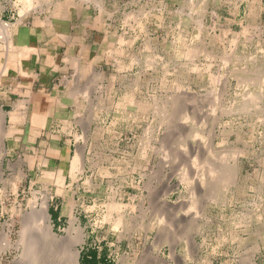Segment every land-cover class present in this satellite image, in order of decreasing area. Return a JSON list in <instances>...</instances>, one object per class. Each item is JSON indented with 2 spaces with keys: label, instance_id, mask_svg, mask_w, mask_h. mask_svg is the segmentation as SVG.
I'll return each mask as SVG.
<instances>
[{
  "label": "rangeland",
  "instance_id": "1",
  "mask_svg": "<svg viewBox=\"0 0 264 264\" xmlns=\"http://www.w3.org/2000/svg\"><path fill=\"white\" fill-rule=\"evenodd\" d=\"M102 1L109 50L80 90L81 175L32 171L34 156L5 155L0 140L2 224L47 197L55 233L84 230L79 264L92 252L97 264H264V0ZM113 202L134 226L123 236L104 220Z\"/></svg>",
  "mask_w": 264,
  "mask_h": 264
},
{
  "label": "crops",
  "instance_id": "2",
  "mask_svg": "<svg viewBox=\"0 0 264 264\" xmlns=\"http://www.w3.org/2000/svg\"><path fill=\"white\" fill-rule=\"evenodd\" d=\"M73 3L66 17L51 16L47 5L25 16L16 6H0V19L17 24L11 32V49L0 48V136L4 154L34 156L32 171L62 174L66 183L72 177L71 159L77 153L73 141L85 134L80 124L85 99L77 93L108 57L112 23L105 5L103 9L94 1ZM47 18L51 20L49 25ZM71 181L75 182L74 178ZM48 187L52 188L49 182Z\"/></svg>",
  "mask_w": 264,
  "mask_h": 264
},
{
  "label": "bare ground",
  "instance_id": "3",
  "mask_svg": "<svg viewBox=\"0 0 264 264\" xmlns=\"http://www.w3.org/2000/svg\"><path fill=\"white\" fill-rule=\"evenodd\" d=\"M75 0H65V1H61V0H16L14 1V6H17L19 8L18 13L21 14V16H25L27 14H29L31 11L34 10H43L44 6L47 5L48 6V10L50 11V15L53 17H66V13L67 10L69 8L70 5H73ZM82 1H94L96 3V5H98L99 7L103 8L104 6V2L102 0H82ZM199 1V0H198ZM206 1V0H204ZM136 2V1H135ZM147 2V1H146ZM145 2V4H146ZM190 2V1H189ZM80 5L81 2H79ZM83 3V2H82ZM187 3V2H186ZM192 3V2H191ZM206 3V2H205ZM78 4V3H77ZM136 4V3H135ZM193 4V3H192ZM196 5V3H195ZM195 5H193L194 8ZM203 5V4H202ZM200 4V6H202ZM206 5V4H205ZM204 5V6H205ZM208 5V4H207ZM77 5H75L76 7ZM84 6V5H83ZM82 6V7H83ZM86 6V5H85ZM165 6V5H164ZM198 6V3H197ZM199 6V7H200ZM166 7V6H165ZM192 7V8H193ZM3 8V6H2ZM142 8V7H140ZM207 8V7H206ZM105 9V8H103ZM119 9V8H118ZM199 9V8H198ZM101 10V9H100ZM191 10V9H190ZM81 11V10H80ZM143 11V10H142ZM194 11V10H193ZM205 11V10H204ZM202 11L201 8V12ZM139 12V11H138ZM170 12V11H169ZM176 12V11H175ZM190 12V11H189ZM192 12V11H191ZM197 12V11H196ZM200 12V13H201ZM183 13V12H182ZM205 13V12H204ZM19 14V15H20ZM116 14V12H115ZM119 14V13H118ZM143 14V13H142ZM172 14V13H171ZM202 14V13H201ZM68 16V15H67ZM171 16V15H170ZM189 16V15H188ZM201 16V15H200ZM199 16V17H200ZM204 17V16H203ZM122 18V17H121ZM169 18V17H168ZM48 19V25L51 24L50 23V19ZM46 19V21H47ZM55 19V18H54ZM190 19V18H189ZM197 19V18H196ZM20 20V19H18ZM118 20V19H117ZM187 20V19H186ZM201 20V19H200ZM119 21V20H118ZM132 21V20H131ZM182 21V20H181ZM21 22V21H20ZM19 22V24H20ZM136 22V21H135ZM187 22V21H186ZM197 22V21H196ZM45 23V22H43ZM119 23V22H118ZM125 23V22H124ZM140 23V22H139ZM185 24V23H183ZM203 24V23H202ZM17 24H12L10 22H5L2 21L0 19V39H2L1 43H4V45H2L0 43V48H10L12 47V28L13 26H16ZM135 25V24H134ZM140 25L143 27V24L140 23ZM179 25V24H178ZM187 26V25H186ZM201 26V25H200ZM204 27V26H203ZM131 28V27H130ZM207 28V27H206ZM133 29V28H132ZM142 29V28H141ZM134 30V29H133ZM140 31V30H139ZM180 31V30H179ZM184 32V31H183ZM181 33V32H179ZM141 34V33H140ZM182 34V33H181ZM208 34V33H207ZM131 36V35H130ZM197 37V36H196ZM117 38V37H115ZM123 38V37H122ZM130 38V37H129ZM181 38V36H180ZM183 38V37H182ZM147 39V38H146ZM200 39V38H199ZM132 40L133 37H132ZM151 40V39H150ZM184 40V38H183ZM204 40V39H203ZM149 41V40H148ZM118 42V41H117ZM127 42V41H125ZM205 42V41H204ZM119 43V42H118ZM182 43V42H181ZM123 44L122 41L119 45ZM205 44V43H204ZM118 45V46H119ZM147 45H149L147 43ZM152 45V44H151ZM123 47V46H122ZM149 47V46H147ZM190 46H188L189 48ZM201 47V46H200ZM206 47V46H205ZM155 48V47H154ZM199 50L200 48L197 47ZM111 49V48H110ZM191 49H189L190 51ZM193 50V49H192ZM196 51H198L195 48ZM190 51L189 55H193L196 53V51ZM206 51V50H205ZM204 53V51H202ZM208 51H206L207 53ZM210 52V51H209ZM154 53H152L153 55ZM200 54V53H199ZM202 54V53H201ZM210 54V53H209ZM198 55V54H197ZM196 55V56H197ZM204 55V54H202ZM149 56V55H148ZM151 56V55H150ZM210 56V55H209ZM138 57V56H137ZM156 57V55L154 56ZM153 57V59H154ZM192 57V56H191ZM200 57V56H199ZM162 58V57H161ZM194 56H193V60H194ZM68 59V58H67ZM147 59V58H146ZM125 60V59H124ZM129 60V59H127ZM171 60V59H170ZM192 60V59H191ZM77 61V60H75ZM121 62V61H120ZM169 62V61H168ZM193 62V61H192ZM128 63V62H127ZM146 63V62H145ZM121 64H123L121 62ZM184 64V63H183ZM192 64V63H191ZM209 64L208 63V68H209ZM126 65V64H125ZM145 65V64H144ZM167 65V63H166ZM169 65V64H168ZM3 66V65H1ZM5 66V64H4ZM115 66V64H114ZM138 66V65H137ZM146 66V65H145ZM152 66V65H151ZM7 67V66H5ZM78 67V66H77ZM163 67V65H162ZM169 67V66H168ZM197 67V66H196ZM132 68V66H131ZM130 68V69H131ZM147 68V67H146ZM165 68V67H164ZM185 68V65H184ZM192 68V67H191ZM163 69V68H162ZM161 69V70H162ZM175 69V68H174ZM193 69V68H192ZM196 69V68H194ZM199 69V67H198ZM197 69V70H198ZM202 69V67H201ZM2 70V69H1ZM121 70V69H120ZM207 70V69H205ZM4 73V70H2ZM189 71V70H188ZM201 71V70H200ZM167 72V71H166ZM169 72V71H168ZM167 72V74H168ZM187 72V71H186ZM192 72V70H191ZM199 72V71H198ZM203 72V71H202ZM2 73V72H1ZM5 73H6V68H5ZM165 73V72H163ZM172 73V72H171ZM189 73V72H188ZM204 73V72H203ZM210 74V73H209ZM95 75V74H94ZM93 75V76H94ZM182 75V74H180ZM185 75V74H184ZM191 75V74H190ZM91 77H93L92 75H90ZM97 76V75H96ZM94 76V77H96ZM186 76V75H185ZM93 77V79H94ZM98 77V76H97ZM182 77V76H181ZM209 77V76H208ZM185 78V77H184ZM210 78V77H209ZM90 80V79H89ZM95 81V80H94ZM140 81V80H139ZM242 81V80H241ZM91 82V81H90ZM175 82V81H174ZM99 83V82H98ZM177 83V82H176ZM179 83V81H178ZM184 83V82H183ZM247 83V82H246ZM91 84V83H87L86 85ZM162 84V83H161ZM173 84V83H172ZM181 84V83H180ZM94 85V84H93ZM165 85V84H164ZM163 85V86H164ZM187 86V85H186ZM178 87V85H177ZM180 87V85H179ZM86 88V87H85ZM90 90L92 87H89ZM81 90V88H79ZM84 89V86H83ZM82 89V91H83ZM87 89V88H86ZM133 89V87L131 88ZM176 89V88H175ZM76 90V89H75ZM134 90V89H133ZM178 90V89H177ZM78 91V90H76ZM129 91V90H128ZM131 91V90H130ZM88 92V91H87ZM93 92V89L92 91ZM90 92V93H91ZM125 92V91H124ZM179 92V91H178ZM82 92L78 91L77 95L78 97L80 96ZM84 93V92H83ZM92 94V93H91ZM125 94V93H124ZM207 95V94H206ZM176 96V94H175ZM191 96V95H190ZM195 96V95H194ZM88 97V96H87ZM91 97V96H90ZM184 97V96H183ZM182 97V98H183ZM210 97V96H209ZM76 99V97H75ZM82 99V98H81ZM170 99V98H169ZM177 99V98H176ZM101 100V99H100ZM106 100V99H103ZM174 100V99H173ZM180 100H184V99H180ZM78 101V100H77ZM76 101V102H77ZM93 102V101H92ZM178 102V101H177ZM210 102V101H209ZM105 103V102H104ZM167 103V102H166ZM133 104V103H132ZM82 105V104H80ZM105 105V104H104ZM163 105V104H162ZM191 105V104H190ZM98 106V105H97ZM110 106V105H109ZM209 106V105H208ZM174 107V106H173ZM78 108V107H77ZM161 108V107H160ZM175 108V107H174ZM184 108V107H183ZM195 108V107H194ZM79 109V108H78ZM173 109V108H172ZM171 109V110H172ZM98 110V109H97ZM107 110V109H105ZM111 110V109H110ZM77 111V110H76ZM109 111V110H108ZM155 111V110H154ZM168 111V110H167ZM196 111V110H195ZM91 112V111H90ZM89 112V113H90ZM105 112V111H104ZM127 112V111H126ZM131 112V111H130ZM136 112V111H135ZM181 112V111H180ZM189 112V111H188ZM78 113V112H77ZM161 113V112H160ZM169 113V112H168ZM171 113V112H170ZM173 113V112H172ZM205 113V112H204ZM203 114V113H202ZM206 114V113H205ZM166 115V114H165ZM168 115V114H167ZM174 115V114H173ZM172 115V116H173ZM179 115V114H178ZM79 116V114H78ZM106 116V115H105ZM138 116V114H137ZM164 116V115H163ZM102 117V116H101ZM168 117V116H167ZM171 117V116H170ZM103 118V117H102ZM162 118V117H161ZM180 118V117H179ZM178 118V119H179ZM196 118V117H195ZM200 118V117H199ZM138 119V117H137ZM171 119V118H170ZM99 120V118H98ZM159 120V118H158ZM162 120V119H161ZM86 121V120H85ZM94 121V120H93ZM146 121V120H145ZM169 121V120H168ZM178 121V120H176ZM95 122V121H94ZM171 122V121H170ZM196 122V121H195ZM199 122V121H197ZM161 123V122H160ZM182 123V122H181ZM82 124V123H80ZM84 124V123H83ZM168 124V123H167ZM170 125V124H169ZM186 125V124H185ZM86 126V125H84ZM82 127V126H81ZM178 128V127H177ZM181 128V127H180ZM160 129V128H158ZM174 129V128H173ZM82 130V129H81ZM85 130V129H84ZM86 132V131H85ZM95 132V131H94ZM93 132V133H94ZM196 132V131H195ZM165 133V132H164ZM178 133V132H177ZM200 135V134H198ZM194 137V136H193ZM3 136H0V140H2ZM82 138V137H81ZM198 138V137H197ZM194 139V138H193ZM205 139V138H204ZM91 140V139H90ZM199 140V139H198ZM202 139H200L201 141ZM203 141V140H202ZM2 141H0L1 143ZM5 142V141H4ZM83 142V141H82ZM94 143V142H93ZM199 143V142H198ZM2 145V143H1ZM92 145V142H91ZM149 145V144H148ZM205 146V145H204ZM96 147V146H95ZM149 147V146H148ZM154 147V146H153ZM181 147V146H180ZM89 149V148H88ZM189 149V148H188ZM7 150V149H6ZM5 150V151H6ZM82 150V149H81ZM190 150V149H189ZM93 151V150H92ZM161 151V150H160ZM181 151V150H180ZM84 153V151H83ZM4 154V153H3ZM76 154V153H75ZM200 154V153H198ZM146 155V154H145ZM192 155V153H191ZM82 156L84 157V155H82L81 152L77 151V154L75 155L74 158H72V164H71V175L73 178H75L77 176L78 172H81L83 170V165H82ZM161 156V155H160ZM165 156V155H164ZM182 156V155H181ZM93 157V156H92ZM169 157V155H168ZM167 157V158H168ZM186 157V156H183ZM192 157V156H191ZM178 158V157H177ZM181 158V157H180ZM190 158V156H189ZM195 158V157H194ZM162 159V158H161ZM165 159V158H164ZM188 159V158H187ZM200 159V157H199ZM163 160V159H162ZM190 160V159H189ZM70 161V160H69ZM98 162V160H97ZM104 162V161H102ZM99 163V162H98ZM200 163V162H199ZM208 163V162H207ZM94 164V163H93ZM70 165V164H69ZM95 165V164H94ZM93 165V166H94ZM105 165V164H104ZM169 165V164H168ZM198 165V164H197ZM100 166V165H99ZM187 166V165H186ZM85 168V167H84ZM160 168V167H159ZM172 168V167H171ZM163 169V168H162ZM161 169V170H162ZM186 169V168H185ZM194 169V168H193ZM198 169V168H197ZM105 170V169H104ZM115 170V168H114ZM96 171V170H95ZM117 171V170H116ZM115 171V172H116ZM120 171V170H119ZM172 171V170H171ZM186 171V170H185ZM70 172V171H69ZM100 172V171H99ZM112 172V171H111ZM110 172V173H111ZM101 173V172H100ZM117 173V172H116ZM186 173V172H185ZM118 174V173H117ZM194 174V173H192ZM157 175V174H156ZM171 175V174H170ZM190 175V174H189ZM214 175V174H213ZM164 177V176H163ZM197 177V176H196ZM109 178V177H108ZM156 178V177H155ZM168 178V177H167ZM166 178V179H167ZM194 178V177H193ZM199 178V177H198ZM103 179V178H102ZM183 183H189V179L186 177V175H183V178H181ZM197 179V178H196ZM204 179V178H203ZM19 180V179H18ZM17 180V181H18ZM189 180V181H188ZM221 180V179H220ZM21 181V180H20ZM197 181V180H196ZM235 181V180H234ZM88 183V182H87ZM100 183V182H99ZM200 183L199 181L197 182V184ZM202 183V182H201ZM204 183V181H203ZM149 184V183H148ZM151 184V183H150ZM206 184V182H205ZM204 184V185H205ZM17 185V184H16ZM111 185V184H109ZM107 185V186H109ZM147 185V184H146ZM199 185V184H198ZM149 186V185H148ZM208 186L210 187V181L208 183ZM18 187V185H17ZM225 187V186H224ZM15 188V187H14ZM111 188V187H110ZM143 188V187H142ZM166 188V187H165ZM20 189V188H19ZM145 189V188H144ZM111 190V189H110ZM1 191V190H0ZM151 191V190H150ZM4 193V190L1 191ZM16 192V191H15ZM34 192V191H33ZM32 192V193H33ZM194 192V191H193ZM209 192V191H208ZM210 193V192H209ZM110 194V193H109ZM168 194V193H167ZM195 194V192L193 193ZM2 195V194H1ZM0 195V196H1ZM191 195V193H190ZM206 196V195H205ZM4 197V196H3ZM194 197V196H193ZM191 198V196H190ZM4 200V198H2ZM30 199V198H29ZM15 200V199H14ZM17 200V199H16ZM15 200V201H16ZM188 200V199H187ZM192 200V199H191ZM14 201V202H15ZM42 204L40 205V198L39 197H34L32 200L28 201V204L26 206H20L19 208H13L12 209V215H11V221H6L5 224H2L1 222V217L2 215L5 214V208H4V212L3 210H0V226L2 225V228L0 230V264H79V250L77 248L78 245H82L85 243V238L86 235L84 233V230H79L76 231V235L72 233V231H66L67 235H59V233H55L53 231V225L51 222V218H50V214L48 213V198L45 197L42 199ZM193 201V200H192ZM191 201V202H192ZM5 203V202H4ZM96 203V202H95ZM100 203V202H99ZM23 204V203H22ZM94 204V203H93ZM107 204V203H106ZM104 204V205H106ZM128 204V203H127ZM95 205V204H94ZM123 204L121 203H117V202H113L110 203L109 209H108V215H106L104 217L105 222H110V224L112 225L113 229L115 231H120L119 234L120 236H123L125 233L130 232V230L134 227L133 224L128 221L125 216L123 215V213H120V211H123ZM125 206V205H124ZM128 207V206H127ZM94 207H90L89 209H93ZM173 208V207H171ZM170 208V209H171ZM194 208V207H193ZM191 208V210L193 209ZM153 209V208H152ZM181 209V208H180ZM196 209V208H194ZM193 209V210H194ZM172 210V209H171ZM189 210V209H188ZM192 210V211H193ZM197 214V213H196ZM182 215V214H181ZM196 216V215H195ZM156 217V216H155ZM190 218V217H189ZM195 218V217H194ZM17 219L19 220V224H20V228L19 231L16 232V238L14 239L13 237V233L15 232V227L18 223ZM153 219V218H152ZM103 220V221H104ZM167 220V219H166ZM181 220V219H180ZM186 220V219H185ZM74 218L72 217V222H74ZM77 222V221H76ZM79 222V221H78ZM163 220H160L159 223L162 224ZM170 222V220H169ZM155 223V221H154ZM172 223V222H171ZM182 223V222H181ZM185 223V222H184ZM102 225V224H101ZM149 225V224H148ZM151 225V224H150ZM139 226V224H138ZM78 227V226H77ZM137 228V227H136ZM141 228V227H140ZM159 228V227H157ZM122 229V230H120ZM148 229V228H147ZM146 229V230H147ZM150 230V229H149ZM160 230V229H159ZM74 231V230H73ZM132 231V230H131ZM156 231V230H155ZM173 231V230H172ZM133 234V233H132ZM130 235V233H129ZM165 238H168V235H164ZM128 238V237H127ZM89 239V238H88ZM170 243V242H169ZM191 248V247H190ZM17 252L14 256V258L12 259V261H7L6 257L8 255V253H14ZM194 253V252H193ZM126 264V263H125ZM141 264V263H140ZM163 264V263H162ZM165 264H169V262L165 261Z\"/></svg>",
  "mask_w": 264,
  "mask_h": 264
},
{
  "label": "trees",
  "instance_id": "4",
  "mask_svg": "<svg viewBox=\"0 0 264 264\" xmlns=\"http://www.w3.org/2000/svg\"><path fill=\"white\" fill-rule=\"evenodd\" d=\"M83 264H97L99 262L98 257H97V253L96 252H92L91 253V258L90 259H85L83 261Z\"/></svg>",
  "mask_w": 264,
  "mask_h": 264
},
{
  "label": "built area",
  "instance_id": "5",
  "mask_svg": "<svg viewBox=\"0 0 264 264\" xmlns=\"http://www.w3.org/2000/svg\"><path fill=\"white\" fill-rule=\"evenodd\" d=\"M2 39H0V42H1Z\"/></svg>",
  "mask_w": 264,
  "mask_h": 264
}]
</instances>
